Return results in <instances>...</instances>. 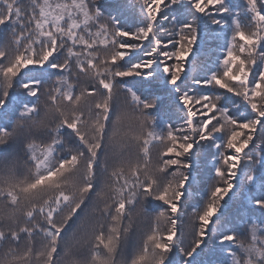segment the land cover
Segmentation results:
<instances>
[{
	"label": "snow or ice",
	"instance_id": "obj_1",
	"mask_svg": "<svg viewBox=\"0 0 264 264\" xmlns=\"http://www.w3.org/2000/svg\"><path fill=\"white\" fill-rule=\"evenodd\" d=\"M131 3L135 31L112 14L120 0H0V264H264V226L222 219L253 191L264 217V0ZM216 29L215 70L190 79ZM205 154L215 183L194 207Z\"/></svg>",
	"mask_w": 264,
	"mask_h": 264
},
{
	"label": "rangeland",
	"instance_id": "obj_2",
	"mask_svg": "<svg viewBox=\"0 0 264 264\" xmlns=\"http://www.w3.org/2000/svg\"><path fill=\"white\" fill-rule=\"evenodd\" d=\"M104 1L105 0H103L102 3H104ZM243 2L244 0H238V3L236 5H242ZM121 5L122 7L120 11L114 13L117 16H119V19H123L126 15H128V17H130L129 19L133 21V24L131 27L130 24L125 25L124 27L132 31L134 29L135 31L137 25L141 21V16L138 6H133L131 0H126ZM242 19H244L243 16ZM244 22H248V21L244 20ZM164 27L169 28L170 26L167 22H164ZM161 35L164 39H168V37L165 34L162 33ZM208 35L209 34L207 31L201 32V38L197 41V45L194 46L193 53L188 57V63L186 64V74L190 79L203 78L204 76L210 74L209 70L210 69L215 70L216 62L218 58L222 56V49L225 44L223 33L219 32L218 29L214 30L212 32V35L216 38L213 40L208 39ZM125 79L130 84V87L134 89H139L138 94L148 93L149 91H153L152 85L149 83H145L143 86L139 85L137 83L138 78L129 77ZM199 90L203 92L214 91L211 88H201ZM161 96H162L163 105L166 108H168L166 114L161 113L165 121L168 122V120H170L173 123L179 122L178 117L183 115V113L178 112L174 100L169 99V97L163 93H161ZM125 99H126V94L121 92L120 95L118 96V102L120 104H123ZM127 99L130 102V96H127ZM234 114L237 115L238 117L241 115L240 113H234ZM39 139L40 138H38V141ZM156 152H157V148H153L152 150L153 157H155ZM212 169H213V164H212V157L210 154H205L202 157L194 158L193 171H192L193 187L189 189L192 195L189 196V201H188L192 206L199 207L200 203H202L206 199L205 194L209 191L210 185L215 183V181L211 179V177L214 175ZM254 194H256L255 191H253V193L248 194L247 196H241L238 194L236 197L233 198V200L227 203L224 210V216L222 218L223 220L228 222L226 225L227 227H232L233 225L239 227H250V223H249L250 220H255L258 224L264 226V217H261L258 211L257 212L250 211V214H248L249 216L247 219L243 218L244 215H240V216H236L234 221L232 220L233 215H235V213L239 210L240 205L239 204L237 205V203H242L248 206V198L250 195H254ZM243 210L246 209L243 207ZM246 212L249 213L248 210H246ZM245 217H247V215H245ZM185 218L186 220L191 218V208L187 209ZM233 222L234 224H232ZM161 226L163 227L164 225L161 224ZM147 228H148V224L147 222H145L144 230L147 231ZM133 240L135 243H139V236L137 235L136 237L133 238Z\"/></svg>",
	"mask_w": 264,
	"mask_h": 264
},
{
	"label": "trees",
	"instance_id": "obj_3",
	"mask_svg": "<svg viewBox=\"0 0 264 264\" xmlns=\"http://www.w3.org/2000/svg\"><path fill=\"white\" fill-rule=\"evenodd\" d=\"M103 0H101V2H102ZM124 1H126V0H120V4H122ZM113 3H114V0H105L104 1V5H105V7L107 8V10L108 11H112V5H113ZM233 3L234 4H237L238 3V0H233ZM112 14L113 15H116L114 12H112ZM117 16V15H116ZM126 16H127V18H126ZM123 19H120V22H121V25L124 27L125 25H128V24H130V27L132 26V24H133V21H131L129 18L130 17H128V15H126ZM118 18H119V16H117ZM140 17V16H139ZM246 24L248 23V22H245ZM133 31H134V29H133ZM6 37V34H0V38H5ZM128 86L130 87V84L128 83ZM132 86V85H131ZM199 162H201V161H199ZM240 205L239 206V210L235 213V215H233V218H232V220L234 221L235 220V218H236V216H240V215H244V219H247L248 218V214H250V210H249V207L248 206H246V205H244V204H242V203H237V205ZM243 207L246 209V210H248L249 211V213H247L246 212V210H243ZM245 215H247V217H245ZM249 220V219H248ZM232 224H234V222L232 223ZM240 228V230L242 231V232H244L245 234H247V232H248V229H249V227H239Z\"/></svg>",
	"mask_w": 264,
	"mask_h": 264
}]
</instances>
